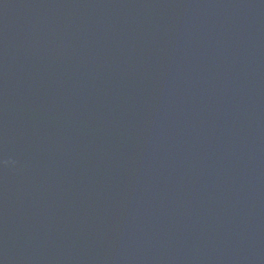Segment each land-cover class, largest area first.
Segmentation results:
<instances>
[{"label":"water","instance_id":"95a60500","mask_svg":"<svg viewBox=\"0 0 264 264\" xmlns=\"http://www.w3.org/2000/svg\"><path fill=\"white\" fill-rule=\"evenodd\" d=\"M0 264H264V0H0Z\"/></svg>","mask_w":264,"mask_h":264}]
</instances>
